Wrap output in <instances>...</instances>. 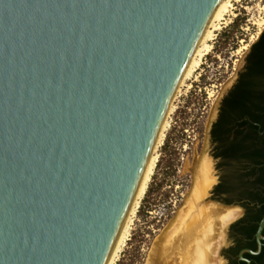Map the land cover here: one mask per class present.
Listing matches in <instances>:
<instances>
[{
    "label": "water",
    "instance_id": "95a60500",
    "mask_svg": "<svg viewBox=\"0 0 264 264\" xmlns=\"http://www.w3.org/2000/svg\"><path fill=\"white\" fill-rule=\"evenodd\" d=\"M220 1L0 0V264L106 263Z\"/></svg>",
    "mask_w": 264,
    "mask_h": 264
},
{
    "label": "rangeland",
    "instance_id": "374dc122",
    "mask_svg": "<svg viewBox=\"0 0 264 264\" xmlns=\"http://www.w3.org/2000/svg\"><path fill=\"white\" fill-rule=\"evenodd\" d=\"M231 4L232 8L222 21L226 23L211 41L212 48L195 72L197 76L186 80L173 97L169 125L156 150L158 161L139 200L128 238L115 264H148L155 239L183 205L192 186V170L201 157L209 159L211 175L213 180L217 179L210 155V123L224 88L234 80L251 44L264 28L260 26L264 20V0H231ZM235 20L239 23L237 27L233 26ZM243 44H248L247 49L236 53ZM188 84L190 87H187ZM216 182H212L211 186ZM211 186L207 188L209 192ZM212 200L206 193L200 204L227 208ZM239 212L237 217L242 210ZM227 238L230 240L229 229ZM216 261L227 263L222 262L220 257L213 263Z\"/></svg>",
    "mask_w": 264,
    "mask_h": 264
},
{
    "label": "trees",
    "instance_id": "16d2710c",
    "mask_svg": "<svg viewBox=\"0 0 264 264\" xmlns=\"http://www.w3.org/2000/svg\"><path fill=\"white\" fill-rule=\"evenodd\" d=\"M235 20L234 27L238 26ZM238 82L226 93L210 134L224 172L216 197L238 204L244 214L229 226L230 244L223 249L226 264H264V239L258 253L255 232L264 213V28L251 44ZM264 235V228L262 230Z\"/></svg>",
    "mask_w": 264,
    "mask_h": 264
},
{
    "label": "bare ground",
    "instance_id": "6f19581e",
    "mask_svg": "<svg viewBox=\"0 0 264 264\" xmlns=\"http://www.w3.org/2000/svg\"><path fill=\"white\" fill-rule=\"evenodd\" d=\"M230 8H232L231 0H221L216 6L179 79L173 97L180 87L185 85L186 80L191 77L195 79L197 76L195 72L201 65L204 56L210 52L211 41L215 38L216 33L221 29L222 24L226 23L222 21L225 20ZM260 26H264V20L260 22ZM247 45L243 44L236 50V53L247 49ZM187 87H190V84ZM173 97L161 122L132 203L105 264H115V260L128 238L132 217L158 161L156 150L169 125L168 117L174 107ZM192 177V186L185 196L183 205L155 239L148 264H214L215 246L222 237L221 226L224 220H232L239 215L240 212L237 208L200 204L202 197L206 195L207 188L213 181L209 159L201 157L198 160L192 170Z\"/></svg>",
    "mask_w": 264,
    "mask_h": 264
},
{
    "label": "flooded vegetation",
    "instance_id": "af4514ba",
    "mask_svg": "<svg viewBox=\"0 0 264 264\" xmlns=\"http://www.w3.org/2000/svg\"><path fill=\"white\" fill-rule=\"evenodd\" d=\"M249 51V50H248ZM248 53V52H247ZM247 53H246V55H247ZM246 55H245V57H244V62H243V65L241 66V68L237 71V73H236V77L234 78V81H233V83H232V85H231V87L221 96V98H220V100H219V102H218V106H217V108H216V112H215V115H214V117H213V119H212V121H211V123H210V127H209V131H208V133H209V141H210V155H211V157H212V159H213V161H214V168H215V170H216V173H217V182H216V184H214L213 186H212V188L210 189V196H211V198L213 199V200H216V201H220L216 196V192H215V186L217 185V183L220 181V178H221V176H222V174H223V172H224V167H220L218 164H219V162L221 161V158L220 157H216L214 154H215V149H216V146H217V144H216V142H214L213 140H212V137H211V134H210V130H211V128H212V123L216 120V118H217V116H218V113H219V107H220V103H221V100H222V98H223V96L226 94V93H228V91L230 90V89H232V87H234V85L238 82V79H239V77H240V72L243 70V68H244V65H245V62H246V60H245V58H246ZM220 202H222V201H220ZM223 203V202H222ZM242 207V206H241ZM243 208V207H242ZM244 209V208H243ZM222 254H223V250H222ZM225 257V256H224Z\"/></svg>",
    "mask_w": 264,
    "mask_h": 264
},
{
    "label": "built area",
    "instance_id": "2783aa9c",
    "mask_svg": "<svg viewBox=\"0 0 264 264\" xmlns=\"http://www.w3.org/2000/svg\"><path fill=\"white\" fill-rule=\"evenodd\" d=\"M259 32H257V36H258Z\"/></svg>",
    "mask_w": 264,
    "mask_h": 264
}]
</instances>
